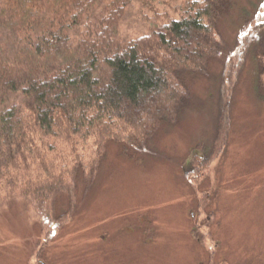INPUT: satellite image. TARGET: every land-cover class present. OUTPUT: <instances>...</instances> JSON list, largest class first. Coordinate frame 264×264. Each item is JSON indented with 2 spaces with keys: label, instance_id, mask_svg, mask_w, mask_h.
Segmentation results:
<instances>
[{
  "label": "trees",
  "instance_id": "16d2710c",
  "mask_svg": "<svg viewBox=\"0 0 264 264\" xmlns=\"http://www.w3.org/2000/svg\"><path fill=\"white\" fill-rule=\"evenodd\" d=\"M157 1L0 0V194L29 198L44 221L60 224L78 174L88 186L109 144L133 157L163 124H175L190 101L189 79L208 76L225 53L219 24L233 0L186 2L177 17L155 14L142 19L144 33L121 37L131 6ZM256 22L252 29L264 24ZM240 40L222 63L219 143ZM256 60L262 98L264 53ZM215 149H195V166L207 167ZM87 150L95 160L85 169ZM63 197L70 210L58 214Z\"/></svg>",
  "mask_w": 264,
  "mask_h": 264
},
{
  "label": "rangeland",
  "instance_id": "374dc122",
  "mask_svg": "<svg viewBox=\"0 0 264 264\" xmlns=\"http://www.w3.org/2000/svg\"><path fill=\"white\" fill-rule=\"evenodd\" d=\"M194 1L133 4L120 35L139 36L142 19L177 17L180 5ZM261 1L233 0L219 24L225 53L208 76L189 79L190 101L175 124H163L133 157L109 144L88 186L78 174L66 220L44 221L29 198L0 194V264H264V97L255 88L264 24L252 29L264 23ZM239 40L243 56L219 143L222 63ZM261 80L264 90V74ZM200 147L216 148L204 169L193 163ZM87 152L85 169L95 160ZM68 209L63 197L58 214Z\"/></svg>",
  "mask_w": 264,
  "mask_h": 264
}]
</instances>
